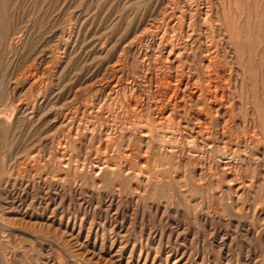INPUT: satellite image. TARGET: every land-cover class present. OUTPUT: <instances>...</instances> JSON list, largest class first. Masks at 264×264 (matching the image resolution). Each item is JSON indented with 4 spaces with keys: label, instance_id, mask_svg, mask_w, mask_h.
<instances>
[{
    "label": "rangeland",
    "instance_id": "rangeland-1",
    "mask_svg": "<svg viewBox=\"0 0 264 264\" xmlns=\"http://www.w3.org/2000/svg\"><path fill=\"white\" fill-rule=\"evenodd\" d=\"M0 264H264V0H0Z\"/></svg>",
    "mask_w": 264,
    "mask_h": 264
},
{
    "label": "bare ground",
    "instance_id": "bare-ground-1",
    "mask_svg": "<svg viewBox=\"0 0 264 264\" xmlns=\"http://www.w3.org/2000/svg\"><path fill=\"white\" fill-rule=\"evenodd\" d=\"M183 19H184V18H183ZM204 22H205V21H204ZM150 26H151V25H150ZM205 29H206V28H205ZM205 29H204V30H205ZM163 31H164V30H163ZM142 33H143V32H142ZM162 33H163V32H162ZM183 35H184V34H183ZM151 39H152V38H151ZM166 40H167V39H166ZM168 40H169V38H168ZM159 41H160V40H159ZM167 42H168V41H167ZM210 43H211V42H210ZM168 44H169V43H168ZM177 46H178V45H177ZM215 46H216V45H215ZM163 49H164V48H163ZM166 49H167V48H166ZM170 49H171V48H170ZM164 50H165V49H164ZM170 51H171V50H170ZM188 51H189V50H188ZM163 52H164V51H163ZM178 53H179V52H178ZM205 54H206V53H205ZM174 55H175V54H174ZM175 56H176V55H175ZM165 60H166V59H165ZM170 60H171V59H170ZM208 66H209V65H208ZM179 69H180V68H179ZM185 70H186V69H185ZM222 70H223V69H222ZM170 71H171V70H170ZM209 71H210V70H209ZM218 71H219V69H218ZM177 75H178V74H177ZM184 76H185V75H184ZM213 76H214V75H213ZM214 78H215V77H214ZM165 79H166V78H165ZM177 79H178V78H177ZM183 79H184V78H183ZM187 82H188V81H187ZM214 82H215V81H214ZM225 83H227V82H225ZM157 85H158V84H157ZM195 87H196V86H195ZM227 87H228V86H227ZM225 88H226V87H225ZM179 90H180V89H179ZM181 90H182V89H181ZM213 90H214V89H213ZM215 91H216V90H215ZM160 92H161V91H160ZM179 93H180V92H179ZM195 93H196V92H195ZM195 93H194V94H195ZM170 94H171V93H170ZM194 94H193V95H194ZM212 94H213V93H212ZM190 96H191V95H190ZM221 96H222V95H221ZM191 98H192V97H191ZM220 98H221V97H220ZM221 99H222V98H221ZM221 99H220V100H221ZM224 101H225V100H224ZM225 103H226V102H225ZM160 104H161V103H160ZM160 104H159V105H160ZM159 105H157V106H159ZM225 106H227V105H225ZM159 107H160V106H159ZM160 108H162V107H160ZM157 112H158V110H157ZM199 112H200V111H199ZM158 113H159V112H158ZM195 113H196V112H195ZM214 114H215V112H214ZM200 116H201V115H200ZM200 119H201V118H200ZM199 123H200V122H199Z\"/></svg>",
    "mask_w": 264,
    "mask_h": 264
}]
</instances>
